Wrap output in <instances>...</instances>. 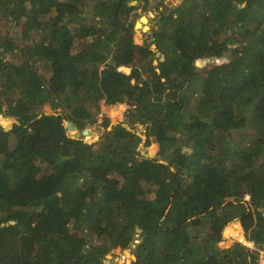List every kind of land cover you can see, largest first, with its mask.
Returning a JSON list of instances; mask_svg holds the SVG:
<instances>
[{
  "label": "trees",
  "instance_id": "1",
  "mask_svg": "<svg viewBox=\"0 0 264 264\" xmlns=\"http://www.w3.org/2000/svg\"><path fill=\"white\" fill-rule=\"evenodd\" d=\"M132 1L0 0V114L24 122H0V264H104L137 227L131 264H264V0H181L157 66ZM102 100L169 163L123 123L89 143L37 117L82 131Z\"/></svg>",
  "mask_w": 264,
  "mask_h": 264
},
{
  "label": "rangeland",
  "instance_id": "2",
  "mask_svg": "<svg viewBox=\"0 0 264 264\" xmlns=\"http://www.w3.org/2000/svg\"><path fill=\"white\" fill-rule=\"evenodd\" d=\"M137 2L138 3L133 4L136 7H135V9H133V11L130 14V21L132 23V17L131 16L133 13H134L133 16H135V14L137 13V15L135 16L136 22L140 21L142 16H146L147 19L149 20V24H148L149 28L147 30L143 31L144 35L141 33L142 37L138 40V42L144 43L146 41L147 43L150 44L151 48L153 49V53H151L150 55H152V57H153L154 65L157 66L159 63V60H162L164 57H162L163 54L161 53L160 50L157 49V46L154 43L153 30L155 28L159 27V16L161 13L173 12L174 16H177V12L174 9L181 2V0H162V1L153 0L150 3H148L147 5L144 4V2H142L140 0ZM144 25H146V24H144ZM21 29H22V23H20L19 21H15L13 26L10 28V33L14 34L15 31H20ZM140 30H142V28ZM133 37H134V41H136L135 34ZM198 64H201V62ZM122 70H124L128 74H131L133 69H132V67L125 66V67H122ZM5 85H6L5 83L1 84L0 87L4 88ZM132 108H133V106L129 105L128 103H118L115 105H108L105 103L104 100H102L101 101V111L96 116L97 122L103 126V129H104L105 125H108V127H110L116 123H123L125 126H127L126 125L127 121L132 118L129 116V112H130V110H132ZM4 110H5L3 113L4 121L2 119H0V122L3 125L6 123V121L12 122L13 118H12L11 114L15 113V111L10 113L9 112L10 110L6 107ZM115 111L120 112V115L118 117L114 116V113H116ZM56 112H58L60 114H64L62 111H56ZM83 112H85V111H83ZM133 115H135V111L133 112ZM87 117L91 118V114H90V116H87ZM65 120L67 121L68 118L65 117ZM136 129L138 131L137 130H133V131L142 137V142L139 145V151H141V153L145 156L157 157V156H155V154H152L149 151L150 147H147V142L144 139L145 137H143V136H147V132H146L145 127L142 125L141 126L138 125V127ZM68 132L70 134H72V132L77 133L74 130L68 131ZM77 137H82L85 140L94 142V141H97L100 136L96 133V131L93 130V132L89 135L88 138L84 137L82 134L81 135L78 134ZM95 139H97V140H95ZM188 221L191 222L190 219H188ZM196 227H199V226H196ZM134 239L136 240L135 237H134ZM249 248H256V246L252 243L249 246ZM131 260L132 259L125 254L124 250H122L120 247H118L113 252H110L106 255V259L104 260V264H126L128 261L130 262Z\"/></svg>",
  "mask_w": 264,
  "mask_h": 264
},
{
  "label": "water",
  "instance_id": "3",
  "mask_svg": "<svg viewBox=\"0 0 264 264\" xmlns=\"http://www.w3.org/2000/svg\"><path fill=\"white\" fill-rule=\"evenodd\" d=\"M135 2L136 1H132L131 3L132 4H135ZM19 22L20 23H22V20H19ZM162 57H164V55H162ZM164 59V58H163ZM197 63H200V61H198ZM50 111V110H49ZM70 109H65V111H64V114H63V116H64V123H65V126H66V128L68 129V131H73V129H72V125L68 122V121H66L65 120V117L66 116H68L69 115V113H70ZM75 113H77V109L75 110ZM43 114H60V113H58V112H47V111H43V112H40V113H38L37 114V117H41ZM85 115H87V116H90V112L89 111H87V112H85ZM2 117H4V115L3 114H0V119L2 118ZM91 119V123L92 122H94V124H95V131H96V133L100 136V135H102V133H103V126L101 125V124H99L94 118H90ZM31 121V120H30ZM24 122H22V121H18V120H14L13 119V121L12 122H9V123H6V124H4V129L5 130H9L14 124H23ZM125 126V125H124ZM127 127V126H126ZM129 130H131L129 127H127ZM110 129V128H109ZM133 131V130H132ZM77 133H74V132H72V134H71V136H73V137H76V138H82V137H77ZM83 139V138H82ZM98 139V138H97ZM97 139H95V140H97ZM85 140V139H84ZM85 141H87V142H89V143H91L92 141H88V140H85ZM94 141V140H93ZM156 158H158V157H156ZM161 162H164V163H166V164H168L169 162H167V161H163V160H160ZM235 198H238V197H232V198H217L216 199V201H223V200H228V201H234V199ZM238 201H241L242 202V200L241 199H239L238 198ZM237 220L238 221H240V219H239V217L237 218ZM206 227V226H205ZM136 231L138 232V234H135V238H136V240H135V242H138V238H140V232L142 231L141 230V228L140 227H137L136 228ZM210 236H211V234H209ZM135 242H131L130 243V248L129 249H124V252H125V254H128L129 255V257L131 258V259H136V256L132 253V251L133 250H135ZM126 264H131V261L129 262H127Z\"/></svg>",
  "mask_w": 264,
  "mask_h": 264
},
{
  "label": "bare ground",
  "instance_id": "4",
  "mask_svg": "<svg viewBox=\"0 0 264 264\" xmlns=\"http://www.w3.org/2000/svg\"><path fill=\"white\" fill-rule=\"evenodd\" d=\"M151 12V11H150ZM142 17H146V16H142ZM141 17V18H142ZM139 22V21H138ZM138 22H136V29L139 31V33L141 34V31H145L142 27H137L138 26ZM142 28V30H140ZM149 28V27H148ZM154 46V45H153ZM154 48V47H153ZM47 112H49V111H47ZM12 118L14 119V120H18L16 117H14V116H12ZM19 121V120H18ZM71 125H72V129L75 131V132H77V134H79V135H83L84 137L89 133V132H93V130L95 131V125L93 126V125H88L87 127H85L82 131H80V130H78L70 121H68ZM126 125H127V127H129L130 129H132L131 127H130V125L129 124H127L126 123ZM141 126V125H140ZM143 126V125H142ZM132 130H137V129H132ZM138 131V130H137ZM142 135V134H141ZM143 137H145L144 139H146V136H143ZM149 151L152 153V154H155V152H154V150L152 149V148H150L149 149ZM156 156V155H155ZM160 160H163L162 159V157L159 155V156H157ZM164 161V160H163ZM127 256H129L128 254H126Z\"/></svg>",
  "mask_w": 264,
  "mask_h": 264
},
{
  "label": "clouds",
  "instance_id": "5",
  "mask_svg": "<svg viewBox=\"0 0 264 264\" xmlns=\"http://www.w3.org/2000/svg\"><path fill=\"white\" fill-rule=\"evenodd\" d=\"M109 128H111V126H110V127H108V129H109ZM103 131H104V130H103Z\"/></svg>",
  "mask_w": 264,
  "mask_h": 264
}]
</instances>
